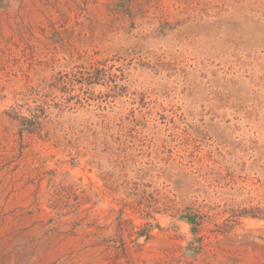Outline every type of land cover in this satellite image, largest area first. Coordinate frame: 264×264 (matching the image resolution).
Returning <instances> with one entry per match:
<instances>
[{
  "label": "rangeland",
  "instance_id": "obj_1",
  "mask_svg": "<svg viewBox=\"0 0 264 264\" xmlns=\"http://www.w3.org/2000/svg\"><path fill=\"white\" fill-rule=\"evenodd\" d=\"M0 264H264V0H0Z\"/></svg>",
  "mask_w": 264,
  "mask_h": 264
}]
</instances>
